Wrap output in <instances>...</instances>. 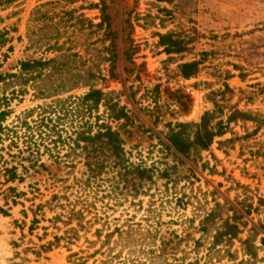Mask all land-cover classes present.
Here are the masks:
<instances>
[{"label": "rangeland", "instance_id": "obj_1", "mask_svg": "<svg viewBox=\"0 0 264 264\" xmlns=\"http://www.w3.org/2000/svg\"><path fill=\"white\" fill-rule=\"evenodd\" d=\"M56 34L55 46L51 37ZM34 39L37 44L31 45ZM58 47L79 59H57L44 71L51 70L53 77L26 85L8 78L19 74L22 62L58 58ZM189 63L197 64L195 75L185 78L182 66ZM85 81L89 87L71 90L75 82ZM36 85L49 91L43 95L32 88ZM225 86L235 93L230 105L264 114V0H0V111L10 113L5 125L19 119L34 128L42 118L47 124L51 120L50 128L57 127L66 142L49 153L43 147L48 141L38 143L35 159L45 169L31 170L22 183L6 184L0 178V264H99L104 260L100 252L107 250L123 263L127 252L114 244L117 235L103 250L100 242L115 229L136 225L157 229L155 248L172 241L165 248L170 264L245 260L237 241L231 248L236 262L223 253L209 258L207 250L215 227L232 216L226 204L239 212L237 222L247 230L261 219L254 209L262 211L264 202V128L248 141H236L253 126L231 123L207 150L188 155L169 142L172 130L183 133L181 140H191V126L213 109L210 93ZM91 91L103 95L96 108L84 111L81 99ZM179 125L190 128L180 130ZM100 126L118 135L129 175L119 174L103 140L80 142L69 151V138L73 142L82 132L94 136ZM64 161L75 167L66 168ZM88 162L104 167L86 185L92 208L84 216L93 224L78 229L79 239L71 245L61 241L47 248L66 228L57 224L56 231L50 224L59 211L48 210L46 202L53 192L75 202L77 182L88 177ZM9 187L21 194L16 204L12 199L6 203L1 194ZM217 203L222 208L207 220ZM247 236L245 231L240 238ZM262 241L264 232L256 238L257 260L247 264H264ZM147 253L136 244L129 263L148 264Z\"/></svg>", "mask_w": 264, "mask_h": 264}, {"label": "trees", "instance_id": "obj_2", "mask_svg": "<svg viewBox=\"0 0 264 264\" xmlns=\"http://www.w3.org/2000/svg\"><path fill=\"white\" fill-rule=\"evenodd\" d=\"M58 36L59 35L56 34V36L51 37V40L54 39L55 41V46L58 44L59 41ZM36 44L37 42L35 41V39L32 40L31 45ZM57 51L59 52V56L56 59L54 58L46 62H22L20 64L19 74L8 76V78L16 81L22 80V85H26L28 82L53 77L55 75L54 72H52L51 70L47 72L44 71L47 70L50 64L56 62L57 59H79V55L77 53H71V50H65L62 53L60 52L61 47H58ZM196 67V63H189L183 65V76L185 78H189L195 75ZM59 74L60 73H58V75ZM88 77L91 79L96 78V76L94 75H89ZM88 83V81L82 83L75 82V84H73V86L71 87V90L76 89L78 87H89ZM32 88L36 89L37 91H40L41 93H43V95L46 91H49V88H46L43 91L39 90V87H37V85L32 86ZM23 92L24 91L21 90L19 94H22ZM58 92L62 93L64 91H54V93ZM244 93L245 92H241L242 95H244ZM228 94L229 97H227ZM102 95L103 94L100 91H91L86 94L81 99V102L83 105L87 106H84L82 109L84 111H87L96 108V106H98L101 100L100 97H102ZM249 95L252 96V93ZM233 96H235V93L228 86H225L224 90L221 92L210 93L209 97L211 99L210 102L212 103L213 109L211 111L206 112L202 116L199 124L191 126V128L193 129L191 140H181L180 136L183 133H179V131L176 132L175 130H172L170 132L169 142L172 144L175 150L182 155H188L190 154L191 150L195 149L199 151L207 150L212 145L216 137H220L225 134L231 123H250L253 126L252 132H250L249 128H246V134L243 137L235 138L236 141H248L250 136H254L258 132H260L262 128H264V114L252 113L250 111L244 112L239 110L238 107L230 105V101ZM245 101L247 104H250L253 100L250 97ZM70 113L71 112H69V114ZM9 114L10 113L6 112L5 110L0 111V178H3L6 184L14 182L22 183L24 181V176L28 174L31 170H35L37 168L45 169L44 165L40 163L39 160L35 159L36 156L39 155L40 144L38 143L43 144L44 142L48 141L49 143L47 145L44 144L43 147L46 148L47 152L49 153L51 152V149H57L58 144L66 145V142L62 140L61 132H59V129L57 127L52 126L50 128L49 125L51 124V120H49L50 123L47 124L42 118L39 122L34 123V128H32L25 121L19 122V119L16 120L14 124L8 126L5 125V122ZM224 117H227L225 122H223ZM214 120H218V122L213 126L211 125V123ZM188 128H190V126H177V129L180 130H185ZM53 137H56V140H52ZM95 140H103L106 146L111 147L110 149L112 150L113 157H115V159L117 160V164L115 165L119 166L120 168L119 174L123 177L129 175L130 166L126 165V161L123 160L119 153L120 150L122 152V145L120 144L118 135L110 127L100 126L98 128V132L94 136H90V134L82 132L80 133L78 139L74 140L73 142L72 139L69 138L67 142V145L69 146L68 149L71 152L75 150L72 145H75L78 148L80 147V142L85 143L92 142ZM70 141L71 144H69ZM229 142L233 141L230 140ZM50 145H52L53 148H49ZM82 151L86 150L83 149ZM25 153H28V158H24L23 155ZM24 162L29 163V166L24 165ZM64 164L65 167L68 169H73L75 167L72 162L68 164V162L64 161ZM93 164L88 162L86 165L88 172V177L86 178V180L83 182H77V185L80 187L77 186L76 191L80 194V197L76 198L75 202H68L66 197H59L58 192H53L50 200L46 202V207L48 208V210H56V212L59 211L57 215L50 220V224H53V226L55 227L54 229L56 231H59V228H57V224H61L66 228L63 231V236L58 237L54 235V244H48L47 248H51L54 245L59 244L61 241H64L66 242V244L71 245L73 242H76L79 239L78 229L86 230V226H90L91 224H93V221H91V219L86 221V216H84V214H91L92 208L91 204H87L86 201L89 194L87 193L88 186L86 185H89L91 180H96V178L101 175V172L104 169V167L98 163H95L94 165ZM122 172L124 173L121 174ZM144 172L145 171H140V175L143 176ZM146 173L147 180L151 181L152 178L148 176V172ZM53 191H55V188ZM1 194L3 195V198L5 199L6 203L9 201V199H12V204H16L15 200L20 198L21 195L16 192L15 188L10 187L4 189ZM62 200L65 201L66 204H62ZM41 207V205L38 206V208ZM225 207L227 208L226 212L228 214L232 213V216H227L226 220L223 221L221 226L215 227L214 235L211 238L212 243H209L210 247L207 250L208 255L211 253H214V255H221L223 253L228 256L229 261L236 262L237 252L234 251L235 255L232 254L231 248L234 245V241H237L240 244L243 256L246 258L245 260H241L238 264H247L255 262L257 260L256 253L258 250V247L255 244L256 238L258 237L260 232H264V202L262 211H260L259 208L254 209V212L261 215V219L258 221L257 227H252L248 230V227L245 223L241 224V222H237L239 219H242V217L239 215V212L228 204H226ZM251 207L252 206H250L249 209L244 212L246 216L250 215ZM220 208H222V205L217 203L216 207L207 216V220L209 218H213L217 210ZM36 210H38L37 207ZM35 213L36 212H33V214ZM37 222L38 221L36 220V218H34L33 223ZM73 223H76L75 228L71 227ZM201 224L202 226H204V223ZM124 227L126 226H123L120 229H115L113 232L104 236L103 242H100V250H103V247L104 249L107 248L114 235H117V240L114 242V244H116V246L120 245L121 248L123 247L124 249H126L127 252L126 257L122 260L123 263L116 262L119 257L109 255L110 250H107L108 254L102 251L100 252L102 257H104V260L99 262V264H130V251L136 244H140V247L143 249V251H148V264H170L169 256L168 259L166 258L167 255L165 254V248L166 246L171 244L172 241H168L167 243H165L166 245L161 242L160 247L155 248L158 235V231L156 228L143 229L140 225H136L135 227L127 226L126 230H124ZM201 231L205 233L207 232V229L205 227H202ZM245 231H247L248 236L245 240H242L240 236ZM95 234L96 237L100 239V232L96 231ZM197 243L199 247L200 243ZM262 243H264V241H262ZM97 252H95V254ZM208 257L210 258V255ZM221 258H223V256ZM190 264H199V260H196L194 263Z\"/></svg>", "mask_w": 264, "mask_h": 264}]
</instances>
